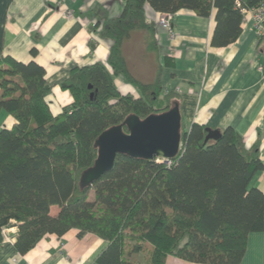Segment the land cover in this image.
I'll use <instances>...</instances> for the list:
<instances>
[{
  "label": "trees",
  "instance_id": "1",
  "mask_svg": "<svg viewBox=\"0 0 264 264\" xmlns=\"http://www.w3.org/2000/svg\"><path fill=\"white\" fill-rule=\"evenodd\" d=\"M124 3L121 16L106 20L100 33L112 42L109 68L97 63L72 70L62 88L74 101L61 114L51 111L47 97L54 87L43 66L0 55V114L15 121L0 129V246L2 229L12 226L22 255L48 235L78 229L80 236L93 233L108 242L99 264H139L132 256L140 253L145 264H164L169 255L199 264H241L249 236L264 232V192L251 187L264 171L259 153L248 151L233 127L220 131L196 123L189 95L165 90L160 81L137 80L123 47L134 31L154 30L146 4L166 14L188 9L209 17L216 10L211 44L219 48L239 38L244 11L264 6V0ZM120 75L139 96L117 89ZM175 105L183 146L170 165L118 155L110 172L81 189L103 132L130 116L145 119Z\"/></svg>",
  "mask_w": 264,
  "mask_h": 264
},
{
  "label": "crops",
  "instance_id": "2",
  "mask_svg": "<svg viewBox=\"0 0 264 264\" xmlns=\"http://www.w3.org/2000/svg\"><path fill=\"white\" fill-rule=\"evenodd\" d=\"M124 5V0H0V55L43 66L54 87L47 97L51 111L61 114L74 101L62 88L72 70L97 63L109 68L112 42L100 33L106 20L121 16ZM145 12L154 30L134 31L123 47L131 74L142 83L160 81L165 90L189 95L196 123L220 131L233 127L264 164V37L257 36L252 14L246 15L239 38L218 48L211 44L216 10L209 17L188 9L176 12L174 39L158 24L162 13L149 4ZM115 85L122 94L140 95L122 75L115 77ZM14 122L1 112L0 129ZM191 123L186 119L187 128ZM251 187L264 192V171L255 175ZM79 233L71 229L61 237L48 235L24 255L17 252L14 240H5L0 264H99L108 242L93 233ZM132 258L145 264L142 253ZM164 264L199 263L169 255ZM241 264H264V232L249 236Z\"/></svg>",
  "mask_w": 264,
  "mask_h": 264
},
{
  "label": "water",
  "instance_id": "3",
  "mask_svg": "<svg viewBox=\"0 0 264 264\" xmlns=\"http://www.w3.org/2000/svg\"><path fill=\"white\" fill-rule=\"evenodd\" d=\"M127 128L128 132L125 131ZM182 115L178 105L167 112L141 119L130 116L103 132L96 140L98 157L80 178L81 189L92 186L110 172L118 155L168 163L182 149Z\"/></svg>",
  "mask_w": 264,
  "mask_h": 264
},
{
  "label": "built area",
  "instance_id": "4",
  "mask_svg": "<svg viewBox=\"0 0 264 264\" xmlns=\"http://www.w3.org/2000/svg\"><path fill=\"white\" fill-rule=\"evenodd\" d=\"M249 13L252 14L253 16V21H254V28L255 31L257 33V36L259 38L264 37V6L259 7V8H255L253 10H245L244 14L248 15ZM173 15L174 14H166V13H162V15L160 16V18L158 19V24L166 29L169 34L171 39L175 38V33L172 27V20H173ZM161 162V161H159ZM172 163V161L166 163L168 165H170ZM13 232L14 236H10V233ZM18 232V229L16 226H12L10 228H3L2 229V237H3V242L5 240H14L16 234Z\"/></svg>",
  "mask_w": 264,
  "mask_h": 264
},
{
  "label": "rangeland",
  "instance_id": "5",
  "mask_svg": "<svg viewBox=\"0 0 264 264\" xmlns=\"http://www.w3.org/2000/svg\"><path fill=\"white\" fill-rule=\"evenodd\" d=\"M161 162H162V160H161Z\"/></svg>",
  "mask_w": 264,
  "mask_h": 264
}]
</instances>
